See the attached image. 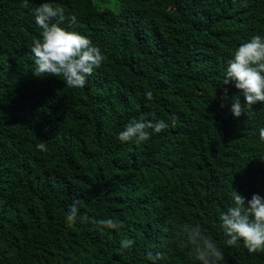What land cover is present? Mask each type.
Wrapping results in <instances>:
<instances>
[{
  "label": "trees",
  "instance_id": "1",
  "mask_svg": "<svg viewBox=\"0 0 264 264\" xmlns=\"http://www.w3.org/2000/svg\"><path fill=\"white\" fill-rule=\"evenodd\" d=\"M43 2L104 56L83 88L33 72ZM255 35L264 0H0V264H197L178 223L200 225L224 264H264L242 240L228 246L219 220L234 190L264 197V103L249 109L222 84ZM159 119L169 127L143 143L118 139L131 120ZM74 200L89 220L69 227ZM105 218L121 227L92 223Z\"/></svg>",
  "mask_w": 264,
  "mask_h": 264
},
{
  "label": "clouds",
  "instance_id": "2",
  "mask_svg": "<svg viewBox=\"0 0 264 264\" xmlns=\"http://www.w3.org/2000/svg\"><path fill=\"white\" fill-rule=\"evenodd\" d=\"M27 7V5H24ZM34 21L40 31V38L33 40L29 46L37 76L51 75L62 78L69 88H83L87 78L98 69L104 56L100 49L93 45L90 38L77 31H70L61 26L65 20L63 8L53 7L47 2L32 9ZM70 24L77 23L75 14L68 17ZM223 85H234L244 98V105L249 109L257 102L264 103V36L255 35L242 43L234 52L233 58L227 61L222 81ZM222 101L228 99V88H224ZM146 99H154L152 92L146 93ZM223 107V102L221 104ZM231 112L235 117L241 116L244 107L240 99L231 100ZM169 124L164 119L154 121L131 120L124 130L118 133L122 142L134 141L143 143L150 138L149 129L160 133ZM259 140L264 142V127L258 130ZM37 150L47 151L44 143L36 145ZM232 204L225 212L220 213V227L227 237L226 244L234 246L242 240L249 253L264 252V197L253 194L246 200L239 192L231 193ZM82 223L88 216H79V200H74L66 214V224L71 227L77 220ZM98 227L118 229L120 223L112 218L92 220ZM173 234L191 251V258L197 264H224L225 257L221 248L207 236L198 224L173 225ZM133 241H121L128 248ZM149 257L152 253H148ZM159 256V254H157Z\"/></svg>",
  "mask_w": 264,
  "mask_h": 264
}]
</instances>
